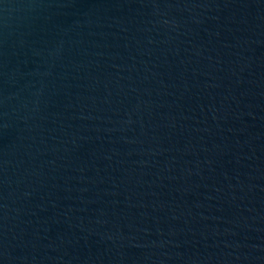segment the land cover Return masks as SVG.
Masks as SVG:
<instances>
[{"label": "water", "instance_id": "water-1", "mask_svg": "<svg viewBox=\"0 0 264 264\" xmlns=\"http://www.w3.org/2000/svg\"><path fill=\"white\" fill-rule=\"evenodd\" d=\"M0 264H264V0H0Z\"/></svg>", "mask_w": 264, "mask_h": 264}]
</instances>
